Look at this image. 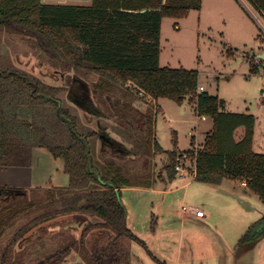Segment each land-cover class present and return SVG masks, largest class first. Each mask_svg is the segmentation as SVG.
I'll return each instance as SVG.
<instances>
[{"label":"trees","instance_id":"trees-1","mask_svg":"<svg viewBox=\"0 0 264 264\" xmlns=\"http://www.w3.org/2000/svg\"><path fill=\"white\" fill-rule=\"evenodd\" d=\"M89 1L0 0V35L28 43L57 70L74 72L76 81L97 77L87 112L126 129L127 140L140 145L139 153L143 149L149 156L164 152L151 138L158 112L154 104L159 99L196 102L197 114L213 121L195 155L196 180L212 184L225 178L246 181L264 203V153L254 150L255 115L228 111L224 99L205 90L196 94L197 69L160 63L163 20L186 17L202 7V0ZM246 1L264 10V0ZM67 90L37 75L0 68V167H28L34 148L43 147L63 160L69 177L67 187L51 189L44 202L16 213L5 211L10 204L4 205L16 195L9 194L11 188L0 187V264L34 260V264H62L73 250L71 244L53 254L47 244L42 250L38 245L40 252L32 247L25 251L23 245L33 241V235L45 234L47 223L67 216L82 221L83 235L90 236L92 264H131L130 242L145 245L128 226L121 190L137 178L144 180L139 182L143 187L152 185L151 175L143 173L150 169L149 156L139 172L118 160H98L97 139L102 154L110 149L123 155L127 150L105 131L86 126L78 107L60 96ZM138 99L146 103L145 110L134 104ZM58 106L71 127L58 116ZM80 137L90 147L92 168L100 173L101 181L88 171L87 147ZM166 153L168 160L158 177L172 180L177 174L178 151ZM263 237L264 217L246 230L239 244L254 245ZM42 252L47 255L42 257Z\"/></svg>","mask_w":264,"mask_h":264},{"label":"rangeland","instance_id":"rangeland-1","mask_svg":"<svg viewBox=\"0 0 264 264\" xmlns=\"http://www.w3.org/2000/svg\"><path fill=\"white\" fill-rule=\"evenodd\" d=\"M209 1L206 0L201 10H192L186 18L163 20L161 65L199 70V85L211 95L225 99L228 111L254 114V150L264 153V107L260 103V92L264 89V69L253 68L250 63L253 51L257 53L260 48L264 50V41L258 39L256 25L237 1ZM85 3L91 2L88 0ZM0 68L16 69L30 76L37 75L45 82L66 86L67 92L60 96L78 107L84 124L105 131L127 150L123 155H116L110 149L102 154L97 139L96 158L100 161L118 160L128 169L135 167L138 172L143 170L144 158L149 155L144 149V153L136 151L140 145L127 140L129 134L126 129L106 117L100 118L87 112L88 102L92 99L91 85L97 77L76 81L74 72L63 73L57 70L39 50L4 34L0 35ZM134 104L143 110L147 107L140 99ZM154 105H158V112L155 113L151 138L164 152L149 156L150 169L143 170L144 175L150 174L151 180L157 178L168 160L166 152L175 149L178 151L177 165L181 163L180 158L184 153L188 155L187 166L190 164L186 175L176 174L178 180L175 184H157L160 189H170L187 181L190 178L188 175H193L194 152L202 146L207 133L213 128V121L208 117V120L201 119L188 98L182 104L162 98ZM191 146L194 151L187 153L192 150ZM140 181L144 180L137 178L132 181V188L123 190L121 195L127 210L129 228L146 244L130 242L132 264H161L164 261L167 264H219L222 254L226 253L230 256L236 254L226 264H236L234 258L245 253L247 259L243 264H264V237L254 245L239 244L246 230L264 217V203L258 195L245 194L239 183L235 198L228 199L226 197L229 195L222 192L223 195L213 196L209 200L212 205L203 206L202 202L190 201L191 197L194 198V186L185 197L183 189L172 194L141 192L138 190L143 187ZM68 185L69 177L64 171L63 160L54 158L43 147L34 148L32 164L28 168L0 167V186H7L11 190H27L26 195H16L5 203L10 204L5 206V211L9 209L16 213L25 207L37 206L47 199L51 189ZM194 185L203 187V184L197 182ZM205 185L208 187V184ZM192 204L203 207L208 217L209 212L214 213L210 223L202 226L183 221L182 207ZM69 217L47 223V232L33 235L34 240L23 245L25 251H29L30 247L37 250L39 244L42 250L45 248L43 245L47 244L48 252L53 254L71 244L73 250L62 264H92L90 236L83 235L82 221H71ZM146 247L160 260H156ZM44 255L47 253H43L42 257ZM35 262L31 261L30 264Z\"/></svg>","mask_w":264,"mask_h":264},{"label":"crops","instance_id":"crops-1","mask_svg":"<svg viewBox=\"0 0 264 264\" xmlns=\"http://www.w3.org/2000/svg\"><path fill=\"white\" fill-rule=\"evenodd\" d=\"M52 1V0H51ZM53 1H57V2H61V3H65V2H71V0H53ZM215 1H220L222 2L221 0H210L209 2H215ZM227 1V0H225ZM231 1V0H230ZM233 1V0H232ZM237 0H234V2H236ZM205 2L206 0H202V7L199 9L201 10L204 5H205ZM237 3L239 4V2L237 1ZM240 5V4H239ZM241 6V5H240ZM242 7V6H241ZM191 12V11H190ZM189 12V13H190ZM189 15V14H188ZM188 15L186 17H188ZM184 17V18H186ZM176 26H178L179 28V25L176 23ZM253 51V50H252ZM264 50H261V48L258 50L257 53H260V52H263ZM253 53H255L253 51ZM255 53V54H257ZM160 60H161V57H160ZM161 63V62H160ZM179 68V67H178ZM184 68V67H182ZM199 71V70H198ZM256 72V71H254ZM199 82H200V71H199ZM200 86V85H199ZM220 98V97H219ZM223 99V98H222ZM225 100V99H224ZM226 102V100H225ZM191 104L195 107V104L191 102ZM226 109H227V102H226ZM210 119V118H209ZM206 120H208L206 118ZM195 136V135H193ZM192 136V137H193ZM255 142V140H254ZM191 144H192V139H191ZM193 146V145H192ZM191 146V148H192ZM189 149V148H188ZM186 149V150H188ZM185 151V150H184ZM15 167V166H13ZM30 167V166H28ZM28 167H25V168H28ZM190 176L189 179H187V181L181 183L180 185L174 187V188H164V189H160L157 187V184H161V185H165V184H175L178 180V178H173L172 180H169L167 177H157V178H154V180H152V185L150 187H139V191L141 192H151V193H155V192H162L164 194H172L173 192L177 191V190H180V189H183L185 191V194L184 196L187 197V194L189 193V190L192 186V194H194V198L191 197L190 198V201L191 203L195 202V203H198V202H202L203 206H205L206 204H211L212 205V202H210L209 200L211 198H213V196H216V195H223L222 192H225L227 193V195H229L228 199H233V197L235 198V195H237L238 192L237 189H238V184L240 183L241 187H243V192L245 194H251L253 193L251 190L248 189L247 187V184H246V181H238V180H235L233 178H225L223 179V181L219 184H212V183H206V182H200L198 180H196L195 176L194 175H188ZM181 179H186V178H181ZM195 182H197L198 184H203L202 186L203 187H198V185H194ZM205 184H208V187H206ZM211 185V186H210ZM210 186V187H209ZM0 187H7V186H0ZM129 188H132L131 187H124L122 188L121 190V193L123 192V190H128ZM135 190V189H134ZM241 192V191H240ZM122 195V194H121ZM203 197V198H202ZM225 202V201H224ZM227 202V201H226ZM195 204H192L190 206H194ZM197 205V204H196ZM207 206V205H206ZM225 206V205H223ZM195 207H199L201 209H203V207L201 206H195ZM211 210V208H209ZM212 211V210H211ZM214 213L213 212H209V217L207 216V214L205 213V217H196L192 214H188V213H184L182 211V217H183V221L186 222V223H198L202 226L204 225H207L208 223H210V218L211 216L213 215ZM69 219H71V221H75V218L74 216H70ZM182 221V222H183ZM127 223H128V215H127ZM205 223V224H204ZM129 226V225H128ZM131 229V228H130ZM132 230V229H131ZM133 231V230H132ZM142 240V239H141ZM146 245V244H145ZM144 245V246H145ZM147 248V247H146ZM148 252L156 259V260H160L157 256H155L151 250H149L147 248ZM247 253L243 254L242 256H239V257H236L234 258V260L236 261V264H243L244 261L247 259L246 258V255ZM232 256H236L235 253L231 254V256L229 254H222L221 258L219 259V264H226L228 263V261L230 260V258ZM165 264H167L165 261H164ZM131 264H132V260H131ZM162 264V263H161Z\"/></svg>","mask_w":264,"mask_h":264},{"label":"built area","instance_id":"built-area-1","mask_svg":"<svg viewBox=\"0 0 264 264\" xmlns=\"http://www.w3.org/2000/svg\"><path fill=\"white\" fill-rule=\"evenodd\" d=\"M239 2V4L242 6L243 9H245V11L247 12V14L249 15V17L252 19V21L254 22V24L256 25L257 29H258V35L259 38H262L264 41V10L260 9L257 10L255 9L248 1L246 0H237ZM264 53V51H263ZM251 65L253 66V68H263L264 69V59L261 57H258L257 54H254V56L252 55L251 60H250ZM205 88L203 86H199L198 89L196 90V94H199L200 92L204 91ZM260 103L262 105V107H264V89L261 90L260 92ZM195 107H196V102L194 103ZM197 113V112H196ZM201 116V119L205 120L207 117L204 115H199ZM193 151V147L191 148ZM197 150L194 152V154L196 155ZM195 158V157H194ZM180 164H178L176 166V171L178 173V175H186V171L187 169L190 167L187 166L186 162L188 161V155L186 153L181 155L180 158ZM184 162V163H183ZM186 164V166L184 167L183 165ZM193 175H196V158L194 159V166H193ZM182 211L184 213H188V214H192L196 217H205V211L199 207H195V206H183L182 207Z\"/></svg>","mask_w":264,"mask_h":264},{"label":"water","instance_id":"water-1","mask_svg":"<svg viewBox=\"0 0 264 264\" xmlns=\"http://www.w3.org/2000/svg\"><path fill=\"white\" fill-rule=\"evenodd\" d=\"M71 1H88V0H71ZM257 56L258 57H261L264 59V53L263 52H260V53H257ZM57 103L59 104V101H57ZM57 114L59 117H61L64 121H66L70 127H71V121L69 119H67L66 117H64L62 114H61V110H60V107L58 106L57 107ZM75 133V132H74ZM76 134V133H75ZM80 139L82 140V142L86 145L87 147V155H88V159H89V164H88V171L90 173H94L95 176L101 181V177H100V173L93 169L92 168V160H91V157H90V147L88 145V143L86 142L85 138L83 137H80ZM9 194H14V195H24L26 194V191L25 190H17V189H12V190H9L8 191ZM58 221L61 220V219H57ZM54 222V221H53Z\"/></svg>","mask_w":264,"mask_h":264}]
</instances>
